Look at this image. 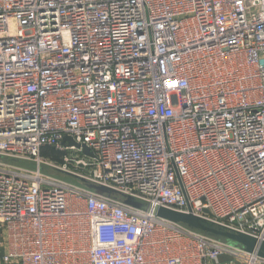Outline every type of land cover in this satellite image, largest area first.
Masks as SVG:
<instances>
[{
    "label": "built area",
    "instance_id": "2783aa9c",
    "mask_svg": "<svg viewBox=\"0 0 264 264\" xmlns=\"http://www.w3.org/2000/svg\"><path fill=\"white\" fill-rule=\"evenodd\" d=\"M161 207L264 241V0H0V264H264Z\"/></svg>",
    "mask_w": 264,
    "mask_h": 264
},
{
    "label": "water",
    "instance_id": "95a60500",
    "mask_svg": "<svg viewBox=\"0 0 264 264\" xmlns=\"http://www.w3.org/2000/svg\"><path fill=\"white\" fill-rule=\"evenodd\" d=\"M65 140L70 141V139L65 138ZM83 153L88 154L87 150L83 148ZM89 187L93 190H96L100 194H115L114 191H110L106 188L97 186V185H89ZM126 205H130L134 208H137L142 211L149 210V206L146 204H141L137 201L131 200L130 198L125 199ZM153 215L165 219L174 224H181L192 231H198L205 235L212 236L217 239H221L228 242L229 244L241 248L243 251H246L250 254H255L258 258L264 259V241H256L254 238L246 235L231 232L230 230H225L219 226H216L212 223H208L201 218L192 215H185L181 213H175L165 208H156L153 210ZM206 213V212H205Z\"/></svg>",
    "mask_w": 264,
    "mask_h": 264
},
{
    "label": "rangeland",
    "instance_id": "374dc122",
    "mask_svg": "<svg viewBox=\"0 0 264 264\" xmlns=\"http://www.w3.org/2000/svg\"><path fill=\"white\" fill-rule=\"evenodd\" d=\"M21 165L25 168L35 169L34 165L31 163L21 164ZM40 171L43 175H45V176L48 175V176H50L54 179H57L61 182L63 181V182L68 183L72 186H78V187L81 186L79 181H77V180H75V179H73V178H71V177H69L63 173H59V172H56L54 170H51L47 166H41Z\"/></svg>",
    "mask_w": 264,
    "mask_h": 264
},
{
    "label": "trees",
    "instance_id": "16d2710c",
    "mask_svg": "<svg viewBox=\"0 0 264 264\" xmlns=\"http://www.w3.org/2000/svg\"><path fill=\"white\" fill-rule=\"evenodd\" d=\"M45 152H51V153H52V151H49L48 149H45ZM45 152H44V153H45Z\"/></svg>",
    "mask_w": 264,
    "mask_h": 264
}]
</instances>
